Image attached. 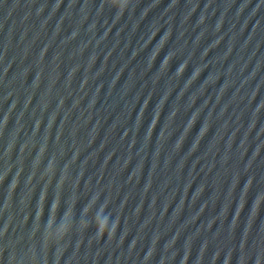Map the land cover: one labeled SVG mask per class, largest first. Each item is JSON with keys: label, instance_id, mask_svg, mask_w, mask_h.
Masks as SVG:
<instances>
[{"label": "clouds", "instance_id": "1", "mask_svg": "<svg viewBox=\"0 0 264 264\" xmlns=\"http://www.w3.org/2000/svg\"><path fill=\"white\" fill-rule=\"evenodd\" d=\"M108 230V221L107 219L105 220V231Z\"/></svg>", "mask_w": 264, "mask_h": 264}]
</instances>
